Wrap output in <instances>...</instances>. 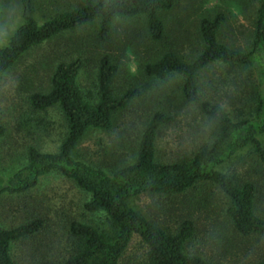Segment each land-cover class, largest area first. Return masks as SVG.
I'll list each match as a JSON object with an SVG mask.
<instances>
[{"label":"rangeland","instance_id":"obj_1","mask_svg":"<svg viewBox=\"0 0 264 264\" xmlns=\"http://www.w3.org/2000/svg\"><path fill=\"white\" fill-rule=\"evenodd\" d=\"M87 0H39L35 19L47 21L54 14L68 11ZM256 0H177L173 9L160 13L164 36L159 42L147 38L142 18L117 19L108 44L97 39L95 24L66 31L33 47L0 78V179L5 181L26 165L27 150L56 153L66 126L55 107L40 112L29 105L33 94H45L60 63L80 60L83 64L77 85L85 99H96L97 61L103 54L117 67L111 87L115 97L138 90L142 97L131 101L114 117L109 132L90 131L75 150L76 160L107 174L132 164L142 132L154 112L171 117L160 128L155 160L169 164L195 153L211 138L206 119L196 105L180 98L181 78L171 75L165 81L145 79L141 66L172 53L192 62L202 51L199 22L217 14L225 16L219 30L220 43L238 51L249 50L256 19ZM18 0H0V46L21 25ZM258 86L249 68L210 65L198 76L200 96L222 107L232 120L249 118L251 98ZM91 95V96H89ZM89 97H92L89 99ZM264 149V135H258ZM218 171L235 178L238 185L256 188L255 214L264 218V163L252 147L239 152ZM89 196L64 177L51 173L23 195L0 197V227L15 228L40 220L42 228L33 237L15 244L11 257L15 264H63L69 257V224L78 222L97 230L106 228L105 216L88 214L83 206ZM152 224L174 233L183 219L194 223L195 233L185 246L187 254L202 257L211 264H257L264 261V238L242 237L233 231L225 215L227 200L213 186L199 185L183 195L140 196L129 203ZM146 249L133 236L119 264H145Z\"/></svg>","mask_w":264,"mask_h":264},{"label":"trees","instance_id":"obj_2","mask_svg":"<svg viewBox=\"0 0 264 264\" xmlns=\"http://www.w3.org/2000/svg\"><path fill=\"white\" fill-rule=\"evenodd\" d=\"M38 1L18 0L22 23L9 37L7 45L0 46V78L33 47L86 25L95 24L98 41L108 44L117 19L142 18L149 41L159 42L164 36L160 13L170 11L177 2L87 0L38 23L35 19ZM256 1L249 50L238 51L219 42L218 33L225 23V16L219 13L199 22L203 49L192 62L166 53L157 61L141 66L145 79L162 82L171 75L179 76L181 100L186 105H196L207 121L211 142L174 163L162 164L155 160L158 132L172 122L169 115L161 112H154L148 120L132 164L107 174L75 159V150L86 134L111 131L115 115L131 101L142 97L138 90L114 96L111 83L117 67L107 54L97 61L94 102L85 99L77 85L83 67L80 60L58 64L51 76L49 91L30 96L29 105L34 111L43 112L55 107L60 110L66 134L56 153H41L30 147L26 165L5 181L0 179V197L26 194L41 178L56 173L89 196L83 206L85 212L101 213L106 219L103 230L78 222L69 224L71 251L63 264H119L133 236H138L146 249L145 264H211L200 256L185 252V246L195 233L191 220L183 219L171 233L152 224L129 205L140 196L183 195L202 184L215 187L227 200L225 215L234 232L242 237L264 238V218L255 214L254 185H238L234 177L218 171L248 147H252L264 163V149L258 140V135H264V0ZM216 63L249 68L256 74L258 86L251 98L249 118L234 121L222 107L200 96L198 76ZM4 133L0 123V137ZM41 228L42 222L38 219L15 228L0 227V264H15L11 257L12 247L33 237ZM257 264H264V261Z\"/></svg>","mask_w":264,"mask_h":264}]
</instances>
